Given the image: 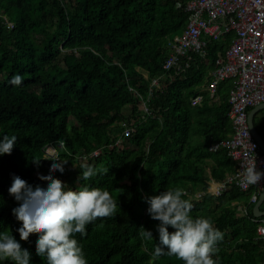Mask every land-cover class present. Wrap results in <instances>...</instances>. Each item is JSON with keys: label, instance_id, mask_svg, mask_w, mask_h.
Returning a JSON list of instances; mask_svg holds the SVG:
<instances>
[{"label": "trees", "instance_id": "obj_1", "mask_svg": "<svg viewBox=\"0 0 264 264\" xmlns=\"http://www.w3.org/2000/svg\"><path fill=\"white\" fill-rule=\"evenodd\" d=\"M189 1L0 0V12L15 25L9 29L0 18V140L17 137L11 155L0 156V233L20 239L21 223L12 214L19 202L8 192L12 177L46 188L38 174H51L72 190H107L117 203L115 215L98 218L85 236L74 237L87 264H184L174 256L152 259L160 222L149 216L147 202L180 188L182 199L193 204L190 215L209 219L223 233L213 257L218 264H261L254 206L247 217L237 210L244 193L233 188L221 197L195 198L212 180L235 171L226 149L210 150L232 134L233 82L219 85L216 102L203 90L232 35L211 42L206 57L194 56L186 73L170 72L172 82L148 102L150 114L140 110L149 79L166 73L168 42L186 28ZM16 75L23 78L19 86L10 83ZM199 94L203 100L193 106ZM263 115H256L255 125L264 138ZM123 121H134L136 131L117 148ZM49 145L68 161L63 173H50ZM84 165L109 170L78 180ZM141 226L153 240L141 238ZM37 238L20 243L32 253L30 264H47L35 254Z\"/></svg>", "mask_w": 264, "mask_h": 264}, {"label": "clouds", "instance_id": "obj_2", "mask_svg": "<svg viewBox=\"0 0 264 264\" xmlns=\"http://www.w3.org/2000/svg\"><path fill=\"white\" fill-rule=\"evenodd\" d=\"M23 78L13 76L10 83L19 86ZM17 137L4 135L0 140V156L11 155ZM253 152L246 153L242 163V184L256 186L264 178V172L257 169ZM50 173H63L68 162L59 156L52 159ZM59 160L60 163H55ZM39 166V161H34ZM78 180H89L98 171L108 173V168L96 169L93 166H82ZM47 187L39 185L33 188L19 176L12 177L8 189L9 195L19 202L12 209V214L21 223L17 229L19 241L13 234L0 233V260H11L14 264H30L32 253L22 246L20 241L28 242L30 236H38L35 242V254L46 258L47 264H87L85 254L75 235L87 234L86 226L98 218L115 215L117 203L107 190L84 186L79 190L70 189L62 180L49 174L39 175ZM67 189V190H66ZM184 192L180 188L163 191L148 198V214L154 221H159L157 232L159 243L155 247L152 259L161 256H174L184 264H218L217 244L223 239V233L214 227L207 218H193L190 213L193 204L182 199ZM169 228L173 231H169ZM140 236L144 240H153V233L140 227Z\"/></svg>", "mask_w": 264, "mask_h": 264}, {"label": "built area", "instance_id": "obj_3", "mask_svg": "<svg viewBox=\"0 0 264 264\" xmlns=\"http://www.w3.org/2000/svg\"><path fill=\"white\" fill-rule=\"evenodd\" d=\"M62 4L66 0H59ZM181 7V5H179ZM185 11L188 13L186 28L168 42L169 54L164 63L166 73L161 77L149 79V96L143 100L140 110L150 114L148 102L156 91L163 90L172 82L170 72L182 75L190 69L193 57H206L211 42H218L232 35L224 54H219L211 79L203 89L212 101L219 100V85L231 80L233 87L229 94L232 134L225 140L212 145L210 150L216 152L226 149L229 157L235 163V171L227 174L221 181L212 180L207 190L195 195L201 200L204 194L221 197L233 188L250 195V204H256L264 188V178L256 186L242 184V163L246 153L256 157L257 169L264 172V151L255 140L249 125V113L252 108L264 103V0H190ZM9 29H14V23L0 12ZM76 54L77 51H75ZM147 78V77H146ZM203 100L199 94L192 100L193 106H198ZM122 132L115 141V147L122 148L136 131L134 121L121 123ZM95 152V155H98ZM59 156L53 145L47 146L46 158ZM239 213L247 216L249 207L236 204ZM257 223V241L264 251V218H255ZM264 264V257L261 262Z\"/></svg>", "mask_w": 264, "mask_h": 264}, {"label": "water", "instance_id": "obj_4", "mask_svg": "<svg viewBox=\"0 0 264 264\" xmlns=\"http://www.w3.org/2000/svg\"><path fill=\"white\" fill-rule=\"evenodd\" d=\"M264 110V103L254 107L250 113H249V125L250 130L255 138V140L259 143L261 149L264 151V138L259 133L256 125H255V117L257 114H259L261 111ZM264 202V188L259 196V201L254 207V216L256 218H264V210L261 209V206Z\"/></svg>", "mask_w": 264, "mask_h": 264}, {"label": "crops", "instance_id": "obj_5", "mask_svg": "<svg viewBox=\"0 0 264 264\" xmlns=\"http://www.w3.org/2000/svg\"><path fill=\"white\" fill-rule=\"evenodd\" d=\"M227 192H229V191H227ZM261 192H262V191H261ZM225 193H226V192H225ZM225 193H224V194H225ZM260 194H261V193H260ZM259 196H260V195H259ZM242 199H243V201H242L241 203H237V204H243V205H246V206H248L249 208H251V207H253V206L255 207V205L258 203V202H257L256 204H250V195H249V194H245V193H244V196H243ZM258 201H259V199H258ZM261 209L264 210V202H263V204H262V206H261ZM239 215H240V216H244V215L241 214V213H239ZM248 215H249V214H248ZM248 215H247V216H248ZM247 216H246V217H247ZM255 218H256V217L254 216V219H255ZM254 219H253V221H254Z\"/></svg>", "mask_w": 264, "mask_h": 264}, {"label": "rangeland", "instance_id": "obj_6", "mask_svg": "<svg viewBox=\"0 0 264 264\" xmlns=\"http://www.w3.org/2000/svg\"><path fill=\"white\" fill-rule=\"evenodd\" d=\"M130 111V109L126 110V112L128 113ZM264 116V115H263Z\"/></svg>", "mask_w": 264, "mask_h": 264}]
</instances>
